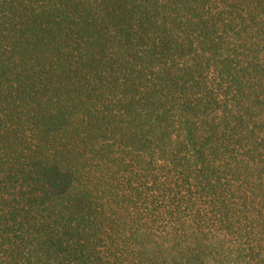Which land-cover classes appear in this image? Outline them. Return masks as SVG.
I'll return each instance as SVG.
<instances>
[{
  "label": "trees",
  "instance_id": "trees-1",
  "mask_svg": "<svg viewBox=\"0 0 264 264\" xmlns=\"http://www.w3.org/2000/svg\"><path fill=\"white\" fill-rule=\"evenodd\" d=\"M0 264H264V0H0Z\"/></svg>",
  "mask_w": 264,
  "mask_h": 264
}]
</instances>
